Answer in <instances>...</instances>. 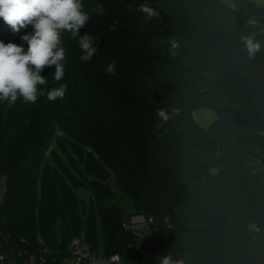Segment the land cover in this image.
<instances>
[{
    "label": "trees",
    "instance_id": "1",
    "mask_svg": "<svg viewBox=\"0 0 264 264\" xmlns=\"http://www.w3.org/2000/svg\"><path fill=\"white\" fill-rule=\"evenodd\" d=\"M82 3L91 19L81 35L95 36L98 50L91 61H81L78 40L62 34L65 77L55 81L54 67L42 73L47 90L68 86L63 99L48 100L52 115L64 133L92 148L111 170L136 213L153 217L151 226L157 234L145 239L125 231L121 209L100 205V248L94 213L92 222L86 220L82 226L69 185L56 175L48 181L36 219L37 172H29L35 151H30L29 164L20 158L6 173L0 229L23 251L44 256L46 264H58L73 238H82L92 253L117 254L123 264H153L142 256L155 248L172 264H264V105L259 101L264 98V14L256 13L264 7L246 0H234L237 10L221 0H201L204 8L180 9L148 0ZM144 4L159 15L147 19L139 11ZM98 6L103 7V16L94 13ZM245 18H253L256 24ZM114 21L116 30L109 31ZM30 31L29 26L13 32L0 18V42L21 44L20 37ZM142 36L174 39L178 50L174 57L147 55L150 68L157 67L149 73L129 46L140 43ZM244 37L259 42L261 50L250 56ZM113 61L116 74L109 75L105 69ZM164 71L178 74L177 80ZM79 86L104 90L124 103L122 112L110 114L118 116L117 124L121 121L122 126L107 123L113 119L110 115L100 117L99 127L90 124L75 102ZM174 91H187L197 106L212 109L217 118L213 130L199 127L190 109H171ZM160 110L167 119L158 115ZM138 120L144 131L155 134L159 142L166 141V146L182 138L183 149L164 160L161 152L142 148ZM3 149L0 134V159ZM104 167L97 172L100 182L90 186L97 198L94 203L112 196L101 182L108 177ZM56 221L61 225L58 235Z\"/></svg>",
    "mask_w": 264,
    "mask_h": 264
},
{
    "label": "rangeland",
    "instance_id": "2",
    "mask_svg": "<svg viewBox=\"0 0 264 264\" xmlns=\"http://www.w3.org/2000/svg\"><path fill=\"white\" fill-rule=\"evenodd\" d=\"M221 1L228 3L233 9L237 10L234 0ZM246 1L264 7V0ZM148 2H153L157 5H165L170 9H180L191 5L193 7L204 8V6L199 5L201 4V0H148ZM256 13L264 14V10L257 9ZM245 19L252 25L256 24V20L253 18ZM173 40L174 39H166V41H159V39L152 36H142L140 43H130L129 46L132 47L135 50V53L141 57L142 67L147 72L151 73V71H153V69L155 70L157 67L154 66L153 68H150L151 66L147 60V55L159 54L174 57L178 49L171 48V41ZM164 73L167 72L164 71ZM167 74L174 79H176L178 75ZM44 87L47 89V85ZM160 89L163 90L164 87ZM75 91V102L78 107L87 114L85 119L92 125L96 122L98 127L101 126L102 124H99V121L102 122V118L100 117L105 118L112 113L122 112V109L125 108L124 103H120L115 97L104 90L94 92L93 90L83 89L79 86ZM172 99L173 107H171V109L176 107V111L179 108L183 111L190 109V114L199 127L206 130H213V123L217 118L212 109L202 105L197 106L196 100L192 99V96H190L187 91H174ZM259 101L261 105H264V98L261 100L259 99ZM182 106L184 108H182ZM113 115H110L113 119H108L107 123L111 124V122H114L117 126L119 125V127H121V121L120 124H117L118 116L113 117ZM139 117L141 116L139 115ZM136 122L138 123L137 134L140 143L144 142L141 144L142 148L148 151L149 148H151L150 151L154 150L161 152L164 160L170 159L175 153H180L181 149H183L180 143L183 140L182 138L177 141V143L167 144L166 146V141L159 142L155 134L147 132V130L144 131L140 120ZM173 125L175 124H172V126ZM0 134L4 144L3 153L0 159V205L3 203L8 188V177L6 173H8L10 168L14 167L13 162L18 161L21 158L24 165H26L30 159V151H35V156L30 162L31 164H28L30 165L29 172L31 174L37 172L35 187L38 196V203L34 209V217L36 219L40 217L41 201L45 190L48 189V181L49 179L51 181V178L55 175L62 178L65 183L69 185L75 198L76 213L82 226L86 220L88 222L90 221V223L92 222L90 216L94 213L93 217H95L96 221L98 245L100 248L102 246V224L99 220L98 206L101 205L104 207L106 205H112L120 208L122 211V224L129 219L132 214L136 213L132 201L128 199L123 191H121L116 179L113 174H111V170L106 166L104 167L102 161L97 157L92 148L76 141L64 133L55 123L50 108V102L46 98V95L39 96L35 104L24 103L22 99H18L11 105H9L7 101H0ZM38 143L41 144L37 147ZM176 145L179 147H176ZM250 165L253 167L255 162L250 161ZM101 167H104L105 169L104 176L108 173L106 180H101V182L107 185L112 196L109 199H100L99 202L96 201L94 203L97 198H94L92 195L90 186L92 182H100L97 172L101 171ZM253 170L257 171V167L256 169L253 167ZM214 171L215 169H213L212 172ZM74 183H77L79 187H72V184L74 185ZM58 225L61 227L59 222L56 221L55 227L57 235L59 233L57 228L59 227ZM140 234L145 239H148L154 237L157 234V230L154 227L149 226L141 229ZM99 254L101 253L99 252Z\"/></svg>",
    "mask_w": 264,
    "mask_h": 264
},
{
    "label": "clouds",
    "instance_id": "3",
    "mask_svg": "<svg viewBox=\"0 0 264 264\" xmlns=\"http://www.w3.org/2000/svg\"><path fill=\"white\" fill-rule=\"evenodd\" d=\"M139 11L147 19L159 15L146 4L140 5ZM94 13L103 16V7L98 6ZM0 18L13 32L31 27L30 32L20 37L21 44L0 42V101L9 105L18 99L35 104L39 96L45 95L53 102L65 97L67 84L47 90L44 86L48 81L42 75L46 68L54 67V80L59 82L64 77L66 50L62 46V34L78 40L81 61L89 62L97 53V38L86 32L81 35L91 19L82 0H0ZM117 24L114 21L109 31H115ZM243 42L250 56L261 50V44L251 37H244ZM177 47L178 42L171 41V48ZM105 71L115 75L116 63H109ZM158 115L167 119L163 110ZM160 264H172V261L165 255Z\"/></svg>",
    "mask_w": 264,
    "mask_h": 264
},
{
    "label": "built area",
    "instance_id": "4",
    "mask_svg": "<svg viewBox=\"0 0 264 264\" xmlns=\"http://www.w3.org/2000/svg\"><path fill=\"white\" fill-rule=\"evenodd\" d=\"M154 223L151 216L140 213L132 214L122 227L125 231L142 238L140 230ZM162 252L155 248L143 254L146 262L160 264L163 258ZM46 264L44 256L28 254L12 242L8 233L0 229V264ZM58 264H123L117 254L104 257L102 254L92 253L90 247L82 238H73L69 244V250L61 258Z\"/></svg>",
    "mask_w": 264,
    "mask_h": 264
}]
</instances>
